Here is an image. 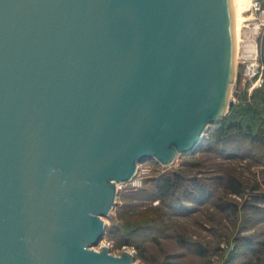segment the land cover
Segmentation results:
<instances>
[{"label":"water","instance_id":"95a60500","mask_svg":"<svg viewBox=\"0 0 264 264\" xmlns=\"http://www.w3.org/2000/svg\"><path fill=\"white\" fill-rule=\"evenodd\" d=\"M241 67L231 0H0V264H137L94 248L119 185L195 154Z\"/></svg>","mask_w":264,"mask_h":264},{"label":"rangeland","instance_id":"374dc122","mask_svg":"<svg viewBox=\"0 0 264 264\" xmlns=\"http://www.w3.org/2000/svg\"><path fill=\"white\" fill-rule=\"evenodd\" d=\"M249 5L241 14L236 48L242 83L226 117H244L257 130L264 128V15L253 13ZM248 38L256 45L254 58ZM176 176L184 180V186L173 198L159 199L161 182ZM198 185H203L206 198ZM118 190L116 205L104 218L106 235L96 250L107 246L115 255L131 251L137 264H264V153L260 144L222 149L203 141L195 154L180 156L168 166L147 159L139 164L133 181L120 184ZM141 214L145 216L142 223L148 217L155 220L152 231L138 225L127 227V219Z\"/></svg>","mask_w":264,"mask_h":264},{"label":"trees","instance_id":"16d2710c","mask_svg":"<svg viewBox=\"0 0 264 264\" xmlns=\"http://www.w3.org/2000/svg\"><path fill=\"white\" fill-rule=\"evenodd\" d=\"M214 128V129H213ZM251 122H246L245 118H235V117H226L220 123L215 124L211 129H209L206 137H205V144L212 143L217 146H221L222 149L227 148L230 145L238 144L241 147L245 144H260L263 153H264V128H260L255 130ZM184 186V180L181 179L180 176H176L172 179H166L161 182L159 187L161 191V195H159V199H167L173 198L174 195ZM200 188V194L202 197L207 195L206 190L203 188V185H198ZM202 186V187H201ZM193 192L190 191L189 193L185 194H192ZM206 198V197H204ZM179 199V198H178ZM197 200V199H194ZM196 202V201H195ZM157 210V209H156ZM160 219V215L156 216ZM145 216L141 214L137 219H127V227L132 228L133 225H138L139 228L145 231H152L153 230V223L155 220L152 217H148L145 223L143 222ZM129 220V221H128ZM142 223V224H141ZM138 228V229H139ZM137 230V229H136ZM136 230L130 231L134 233Z\"/></svg>","mask_w":264,"mask_h":264},{"label":"bare ground","instance_id":"6f19581e","mask_svg":"<svg viewBox=\"0 0 264 264\" xmlns=\"http://www.w3.org/2000/svg\"><path fill=\"white\" fill-rule=\"evenodd\" d=\"M231 2H232L234 17H235V20H234V23H235V39H236V48H237L238 47V40L240 39V34H241V25H240L241 24L240 22L242 20L241 14H242V11L244 10V8H247V6L250 4V2L252 4V0H231ZM258 27L259 26L256 27V30H255L256 33H257V29H259ZM250 37H251V35H250ZM248 40H249L248 42L251 44V45L249 44L251 52H250V50H248V51L250 53H254L253 55H251V57L254 58L255 53H256V45L252 39L248 38ZM255 66H256V64L250 65V68L252 69V67H253V70H254ZM250 68H249V70H251Z\"/></svg>","mask_w":264,"mask_h":264},{"label":"built area","instance_id":"2783aa9c","mask_svg":"<svg viewBox=\"0 0 264 264\" xmlns=\"http://www.w3.org/2000/svg\"><path fill=\"white\" fill-rule=\"evenodd\" d=\"M250 10L253 13L263 14L264 15L263 2L261 0H252V4H251V7H250Z\"/></svg>","mask_w":264,"mask_h":264}]
</instances>
